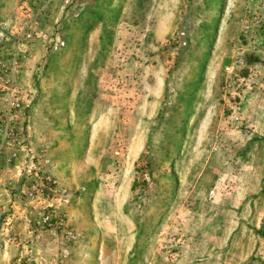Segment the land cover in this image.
<instances>
[{"label": "rangeland", "instance_id": "rangeland-1", "mask_svg": "<svg viewBox=\"0 0 264 264\" xmlns=\"http://www.w3.org/2000/svg\"><path fill=\"white\" fill-rule=\"evenodd\" d=\"M14 56L5 163L56 175L76 226H0L9 264H264V0H0V90Z\"/></svg>", "mask_w": 264, "mask_h": 264}, {"label": "built area", "instance_id": "built-area-1", "mask_svg": "<svg viewBox=\"0 0 264 264\" xmlns=\"http://www.w3.org/2000/svg\"><path fill=\"white\" fill-rule=\"evenodd\" d=\"M248 30V26H246ZM245 30V31H247ZM12 70H2V72H9L11 83L6 89L0 90V163L12 162L20 157V151L23 149V129L22 120H20L17 113L22 107V102L19 97L20 89L13 84L12 78L17 66L16 57L14 56L12 62ZM2 86V84H0ZM8 148V151H7ZM20 191L32 208L37 206L42 210L33 219L32 227L29 229V234L33 235L41 230H60L66 226V218L63 211L59 210L54 204L46 201L52 200L58 196V179L51 173L34 172L23 174L20 179ZM16 212L12 211L5 219V225L9 226L16 218ZM65 233H69L65 229ZM33 248V247H32ZM32 248L26 254L25 262L29 264L35 259ZM60 258L51 259L52 264H58Z\"/></svg>", "mask_w": 264, "mask_h": 264}, {"label": "crops", "instance_id": "crops-1", "mask_svg": "<svg viewBox=\"0 0 264 264\" xmlns=\"http://www.w3.org/2000/svg\"><path fill=\"white\" fill-rule=\"evenodd\" d=\"M28 100L29 99L26 100V103ZM25 166H27V164L22 165V162L20 161L12 164L11 166H9V164H6L5 161L0 163V226H5L2 212L4 213V210L8 211L12 209V211H15L17 214L16 218L10 224V229L13 232V234H16L15 232H17L18 234L21 233L20 235H22V237H25V240H30L32 241L31 244H34V243L36 244L39 241L38 239L44 240L46 238V235L45 233H42L41 235H39L40 233H34L32 237H29L30 236L29 226H31L30 225L31 223L27 217V212H26L27 209H25L26 206L21 207L20 196H18V194L15 193L16 190H14V187L16 186V184L19 185V182H20L19 180L21 179L23 175L22 171L24 170ZM61 188L62 187L60 186L58 187V194L60 195V197L55 196L54 199L48 200L46 202L50 204H54L57 208L61 210L63 209L65 213H67L66 214L67 215L66 226H69L70 227L69 229L72 230L74 234V230H73L74 227L72 226H76V225L73 223L74 221L71 215L73 213V208L75 207V204H74L75 200L72 197V201H70L71 196L69 195V193L73 196L72 192L68 193L67 191L64 190L62 193ZM73 237L75 240L77 235L76 236L73 235ZM44 241H47V240H44ZM101 244H102V241H101ZM17 246L10 244V246L6 250L0 251V264H9L10 260L13 257H15V255H17V253L19 252V249L21 248L20 246L19 247ZM21 246H24V245H21ZM40 256L41 254L39 252H38V255H35L37 259H39Z\"/></svg>", "mask_w": 264, "mask_h": 264}]
</instances>
